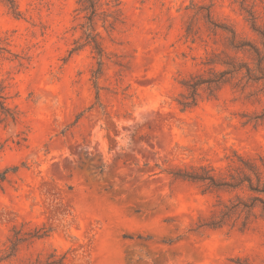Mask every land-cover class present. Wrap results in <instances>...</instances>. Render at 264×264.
I'll use <instances>...</instances> for the list:
<instances>
[{"label":"rangeland","instance_id":"1","mask_svg":"<svg viewBox=\"0 0 264 264\" xmlns=\"http://www.w3.org/2000/svg\"><path fill=\"white\" fill-rule=\"evenodd\" d=\"M78 1L0 0L17 117L0 108V255L18 231H50L1 264H264V193L248 182L264 186V0H119L113 31L95 20L99 75ZM225 70L182 111L185 82ZM200 166L243 183L172 175Z\"/></svg>","mask_w":264,"mask_h":264},{"label":"trees","instance_id":"2","mask_svg":"<svg viewBox=\"0 0 264 264\" xmlns=\"http://www.w3.org/2000/svg\"><path fill=\"white\" fill-rule=\"evenodd\" d=\"M79 12L84 14V18L87 20V23L83 28H85L84 35L86 37L87 45H93L94 50L99 55V66L100 70L96 75L101 74V67L103 66V57H104V49L100 42V35L95 30V20L97 18H101L104 26L108 25V29L113 31L115 29L116 23L120 21L122 14L120 8V1L119 0H111L106 2L105 4L102 3L101 0H79ZM108 7V11H104L103 7ZM250 17L254 21V16L250 13ZM109 19H112L110 21ZM253 28L256 32H258L261 37L264 39V32L260 31V28H257L255 22H253ZM235 36V34H233ZM231 45L235 49H241L245 47V42L238 41L236 42L235 39L231 41ZM2 49L0 48V51ZM78 49H75L76 51ZM210 63V62H209ZM260 72L262 74V79H264V68L260 65ZM233 71L225 70L220 72H213V77L210 78H203L201 76L192 77L190 80L185 82L184 87L187 89L188 94L186 96H182L184 101L179 102V105L182 108V111L185 112L187 110L192 109L193 107L197 106L198 97H199V90L202 86L206 85L210 95L215 97V94L225 85L228 80L227 76L232 74ZM5 98L2 95V90L0 89V108L2 110L3 115L10 117L13 121H16L17 117L14 112H10L5 105ZM7 113V114H6ZM10 170H5L2 172L0 181H5L6 175ZM213 170L205 167H193L190 169H177L175 170L172 175L175 179H180L192 183H201L206 186V190H228V189H236L238 188L243 182L240 180H236L233 176H230V179L224 177H218L216 175L211 174ZM245 181V177L244 180ZM250 185V190L252 191H260L264 193V186L261 190L254 189L251 180H248ZM264 185V184H263ZM241 203L237 205H231V207L226 208V212L223 213V219L228 218L231 216V213L239 208ZM245 205V204H244ZM245 207V206H244ZM223 219L216 223L209 224L210 228H216L223 225ZM50 231L46 230L42 234L39 231L34 232H27L23 233L22 230L15 233V239L10 241V247L4 254L0 255V264L4 260H8L10 258L15 257L16 253L18 252L19 246L26 242L29 239H42L49 235ZM63 259L54 261L50 264H61Z\"/></svg>","mask_w":264,"mask_h":264}]
</instances>
